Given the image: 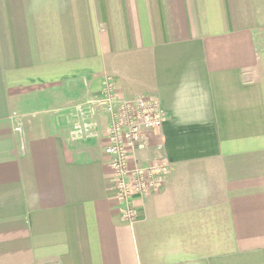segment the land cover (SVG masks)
Wrapping results in <instances>:
<instances>
[{
  "label": "crops",
  "instance_id": "obj_1",
  "mask_svg": "<svg viewBox=\"0 0 264 264\" xmlns=\"http://www.w3.org/2000/svg\"><path fill=\"white\" fill-rule=\"evenodd\" d=\"M107 77L165 118L133 224L73 137ZM0 264H264V0H0Z\"/></svg>",
  "mask_w": 264,
  "mask_h": 264
},
{
  "label": "built area",
  "instance_id": "obj_2",
  "mask_svg": "<svg viewBox=\"0 0 264 264\" xmlns=\"http://www.w3.org/2000/svg\"><path fill=\"white\" fill-rule=\"evenodd\" d=\"M75 111L78 120L73 129L74 139L104 135L108 140L105 153L110 156L114 171L115 195L123 218L133 224L136 221L134 195L161 189L171 173L170 163L162 156L148 166L133 165L130 161L133 153L147 145L148 133L161 135L165 118L159 99L141 95L121 99L111 78L107 77L102 94L80 102ZM15 131L23 138L20 121H16Z\"/></svg>",
  "mask_w": 264,
  "mask_h": 264
},
{
  "label": "rangeland",
  "instance_id": "obj_3",
  "mask_svg": "<svg viewBox=\"0 0 264 264\" xmlns=\"http://www.w3.org/2000/svg\"><path fill=\"white\" fill-rule=\"evenodd\" d=\"M104 137V135L103 136H101V138H103Z\"/></svg>",
  "mask_w": 264,
  "mask_h": 264
}]
</instances>
